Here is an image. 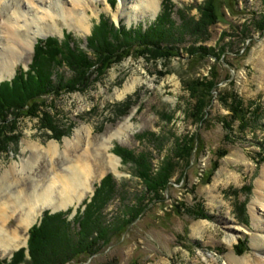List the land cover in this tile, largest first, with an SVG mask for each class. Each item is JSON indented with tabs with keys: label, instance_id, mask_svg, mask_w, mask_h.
I'll return each mask as SVG.
<instances>
[{
	"label": "rangeland",
	"instance_id": "1",
	"mask_svg": "<svg viewBox=\"0 0 264 264\" xmlns=\"http://www.w3.org/2000/svg\"><path fill=\"white\" fill-rule=\"evenodd\" d=\"M86 1L89 4L88 30L70 27L63 17L56 15L58 27L50 29L47 33L41 31L42 35L36 39L33 47L28 45L17 62L15 72L0 79V82L13 79L21 68L26 71L30 68L35 46L40 39L56 37L63 40L68 34L93 57L94 54L88 46V37L93 34L102 18L111 21L117 27L130 28L140 25L148 27L165 8L164 0H158L159 9L155 16L148 11L144 16L129 21L125 16H116L120 0ZM205 1L171 0L176 11L191 6L192 11L188 14L196 20L202 15L200 6ZM50 2L51 0L46 5ZM56 2L57 0H54V6ZM236 2L237 6L232 9L236 11V15L229 14V10L225 8V20L207 28L203 27L206 29H202L198 34L185 36L184 41L177 44L180 56L154 60L150 55L132 51L113 63L100 80L86 89L66 90L60 95L50 94L45 102L48 107L43 108V111H48L53 123L62 131L60 137L44 128L38 117H20L15 124L17 128L10 135L14 137L11 138L13 142H10L7 152H0V175L11 165L21 164L22 159L31 162L32 150L28 145H36L42 148V153L39 154L32 176L44 184L53 180L51 176L54 175L55 169L60 168L58 172L67 171V163L66 158L60 154L51 162L44 154L43 148L51 141H57L62 152L65 139L72 138L76 129H83L82 134L85 136L86 128L91 129L88 139L90 142L87 139L85 142L84 137V143H81V147L75 150L74 154L90 163L92 189L81 202L55 212L72 208L70 218H73L83 201L91 199L96 185L106 174L111 173L117 180L118 190L104 211L110 224L124 218L128 208L135 204L137 197L144 194L147 189L143 181L135 176L133 165L125 164L122 157L115 152L117 146L137 152L151 149L155 155L156 170L159 161L166 154H172L177 137L198 133L205 144L203 152L191 160L188 168L185 169L183 165L179 169L178 174L172 179V186L163 192L165 197L163 203L152 201L148 196L144 203H148L149 207L141 218L132 223L126 231L116 233L109 245L105 244L99 254L89 258L84 264H230L228 259L231 254L237 258L252 260L256 255H263L253 245L255 220L250 207L256 198L258 181L260 178L264 180V30L258 31L253 25L254 20L261 19L264 0ZM76 7L78 10L83 9L78 5ZM45 21L52 25L55 23L49 18L43 22ZM204 37L208 39H202ZM192 45L212 47L218 54L216 58L210 57L206 60L195 74L187 68L189 55L186 47ZM221 49L226 52H222ZM215 64L218 77L222 81L215 85L212 91L214 97L209 108L208 122L200 125L188 118L187 112L193 99L185 88L183 79L191 74L196 77H207L211 66ZM55 72L58 75L60 73L65 75V79L72 77L71 71L65 65ZM97 75L95 72L92 78ZM132 77L140 78L141 85L125 97L119 98L116 95L117 89L122 88ZM228 77L230 79L226 82L225 79ZM227 90L235 92L250 111L259 106L262 112L251 121V126L243 128L238 120L231 118L230 111L221 99ZM43 111L40 112L41 115ZM9 118L12 119L14 116L10 114ZM228 123H231L230 127ZM126 124L129 127L125 128L122 134L113 137L108 149L120 160L119 170L116 171L109 163L102 144L105 137L119 127H125ZM143 132L156 133L163 142V150L161 152L153 150L152 142L148 139L141 141L138 135ZM220 149H228L229 152L219 157L217 152ZM215 162L218 168L213 173L210 183L203 184L205 171ZM29 180L19 179L17 184L28 181L20 186L29 188L36 182ZM177 201L182 202L181 215L167 214ZM201 209L204 216H197L196 213ZM47 210L52 211L51 208L41 211L27 232L18 226L20 216L7 221L8 228L10 230L18 228L26 237L27 244L7 253L0 249V260L11 259L14 252L28 248L29 231ZM232 219L240 225V229L238 237L231 245L227 238L231 231L229 222ZM198 223L203 228L201 234L193 230ZM26 254V259L29 260L27 250Z\"/></svg>",
	"mask_w": 264,
	"mask_h": 264
},
{
	"label": "trees",
	"instance_id": "2",
	"mask_svg": "<svg viewBox=\"0 0 264 264\" xmlns=\"http://www.w3.org/2000/svg\"><path fill=\"white\" fill-rule=\"evenodd\" d=\"M236 6V0H206L200 6L202 15L196 20L188 14L192 11L191 6L176 11L171 0H164L163 12L148 27L143 25L117 27L111 21L102 18L93 34L88 37V46L94 54L93 57L68 34L63 40L56 37L38 40L30 68L27 71L21 68L11 81L0 82V152H7L10 142H13L11 138L14 137L10 135L16 130L15 124L20 117H38L44 128L53 131L56 137L62 135V131L53 123L48 111H43V108L48 107L45 102L50 94L60 95L66 90L86 89L100 80L113 63L132 51L150 55L154 60L180 56L177 44L183 42L185 36L198 34L202 29L225 20V8L229 10V14L236 15V11H233ZM260 17L261 19L254 20L253 25L258 31H263L264 12ZM202 39L206 40L208 37ZM186 50L189 55L187 68L194 74L206 60L218 56L214 48L203 45L200 47L192 45L186 47ZM221 51L226 52L224 49ZM64 65L72 73V77L68 79H65V75L61 73L58 75L55 72L59 68H64ZM216 69L215 64L211 66L207 77H196L191 74L183 79L185 88L193 99L187 112L188 118L200 125L208 122L209 108L214 97L212 91L215 85L222 81ZM95 72L98 75L93 79L92 75ZM229 79L228 77L225 81L228 82ZM223 95L225 96L221 99L230 111L231 118L238 120L243 128L251 126V121L262 112L259 106L250 111V108L245 107L244 101L231 90H227ZM10 114L14 118L10 119ZM227 125L230 127L231 123ZM138 137L141 141L146 139L151 141L153 150L159 152L163 150V142L156 133L143 132ZM204 146L198 133L177 137L172 154H166L159 161L156 170L155 155L151 149L137 152L117 146L115 152L122 157L125 164L133 165L135 176L139 177L147 188L144 194L137 197L136 203L128 208L124 218L110 224L104 214L118 190L117 180L108 173L96 185L91 200L85 199L73 218H70L72 208L56 213L44 211L41 222L35 224L29 231L28 248L18 250L11 259L0 260V264L86 263L89 258L99 254L105 244L109 245L116 233L126 231L132 223L141 218L149 207L148 203H144L148 196L152 201L163 203L165 200L163 192L172 186V179L178 174L179 169L183 165L185 169L188 168L191 160L203 152ZM228 152V149H220L217 153L219 157H223ZM217 168L218 164L215 162L205 171L203 184L210 183ZM181 203L177 201L173 204L167 214L181 215ZM203 213L201 209L196 214L204 216ZM26 250L30 255L29 260L26 259Z\"/></svg>",
	"mask_w": 264,
	"mask_h": 264
},
{
	"label": "bare ground",
	"instance_id": "3",
	"mask_svg": "<svg viewBox=\"0 0 264 264\" xmlns=\"http://www.w3.org/2000/svg\"><path fill=\"white\" fill-rule=\"evenodd\" d=\"M48 1L0 0V79L15 72L17 62L28 48V45L33 47L36 39L42 35L41 31L47 33L50 29L58 27L55 21L56 15L63 17L70 27L74 26L81 30L89 29V14H87L89 4L86 0H57L55 6L54 0L46 5ZM76 5L80 6L79 8L83 7V9L78 10ZM158 9V0H120L116 16H125L131 21L144 16L148 11L155 16ZM48 18L55 23L52 25L48 21L43 22ZM141 82L142 80L138 77L128 79L122 88L117 89L116 95L119 98L125 97L140 86ZM128 127L127 124L125 127H119L103 140L104 144L102 146L107 153L108 161L116 171L119 170L120 160L108 149L112 144L113 137L122 134V131ZM88 128H86V136L82 134L83 129H76L72 138H66L62 152L60 143L57 141H51L46 148H43L44 154L49 157L51 162H54V157L60 154L66 158L65 163H67V171L58 172L60 168L59 170L55 169L54 175L51 176L53 180L49 181L48 184L36 181L38 179L32 176L39 154L42 153V148L36 145H28L32 150L31 162L22 159L21 164L11 165L0 175V249L4 253L12 249H19L21 245L27 244L26 237L20 233L18 228L10 230L7 221L20 216L18 226L23 227V230L27 232L44 209H65L76 202H81L86 193L92 189L90 163L83 161L81 156L74 154V151L81 147L84 137L85 142H90L88 139L91 129ZM26 178H29V181L36 182L29 188L20 186L28 183V181L17 184L19 179ZM257 186L256 198L252 201L250 207L255 220L253 245L263 255H256L252 260L250 258H237L234 254H231L228 259L230 264H264L263 178H260ZM10 212L11 214H9ZM229 227L231 231L227 240L232 245L238 237L240 225L232 219L229 222ZM202 229L200 223L193 227L194 232L197 234H201Z\"/></svg>",
	"mask_w": 264,
	"mask_h": 264
}]
</instances>
